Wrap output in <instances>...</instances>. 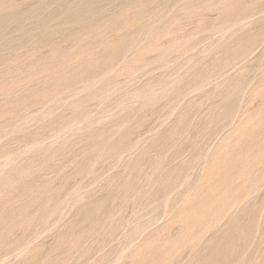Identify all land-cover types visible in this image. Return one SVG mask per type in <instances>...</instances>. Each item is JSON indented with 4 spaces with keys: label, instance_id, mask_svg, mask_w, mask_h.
<instances>
[{
    "label": "rangeland",
    "instance_id": "obj_1",
    "mask_svg": "<svg viewBox=\"0 0 264 264\" xmlns=\"http://www.w3.org/2000/svg\"><path fill=\"white\" fill-rule=\"evenodd\" d=\"M0 264H264V0H0Z\"/></svg>",
    "mask_w": 264,
    "mask_h": 264
}]
</instances>
